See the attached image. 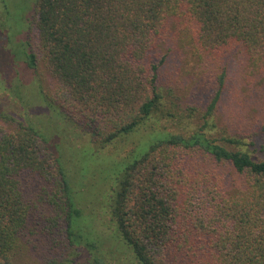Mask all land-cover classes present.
I'll use <instances>...</instances> for the list:
<instances>
[{
    "label": "trees",
    "instance_id": "obj_1",
    "mask_svg": "<svg viewBox=\"0 0 264 264\" xmlns=\"http://www.w3.org/2000/svg\"><path fill=\"white\" fill-rule=\"evenodd\" d=\"M171 27L201 60L224 63L209 112L230 55L264 70V0H36L25 62L53 80L47 103L105 146L160 116ZM13 120L0 111V264H19L33 237L47 245L38 264H264V158L253 141L168 132L125 168L102 241L78 224L47 140L23 121L7 128ZM110 237L122 247L112 262L100 250Z\"/></svg>",
    "mask_w": 264,
    "mask_h": 264
},
{
    "label": "rangeland",
    "instance_id": "obj_2",
    "mask_svg": "<svg viewBox=\"0 0 264 264\" xmlns=\"http://www.w3.org/2000/svg\"><path fill=\"white\" fill-rule=\"evenodd\" d=\"M35 2L0 0V111L14 118L7 128L23 121L44 136L71 183L72 197L81 209L78 224L86 225L89 232L104 231L102 241L110 234L111 205L125 168L152 144L167 138L168 132L193 134L203 128L210 140L230 148L234 144L223 139L241 135L253 141V154L264 158V70L256 69L239 53L230 55L223 95L209 112L224 63L201 60L190 47L191 41L179 37L172 27L165 43L170 56L159 81L164 95L159 120L152 116L136 133L105 146L95 141L78 116L47 103L44 94L53 89V80L44 82L26 65L27 30ZM172 112L178 119L169 115ZM37 238H32L19 264L40 262L47 245ZM118 248L122 247L110 237L100 250L112 262L122 255ZM124 252L129 258L128 251Z\"/></svg>",
    "mask_w": 264,
    "mask_h": 264
}]
</instances>
